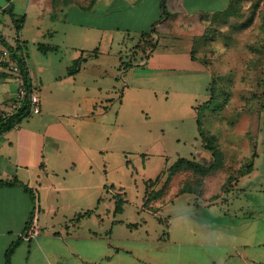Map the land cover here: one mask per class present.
I'll list each match as a JSON object with an SVG mask.
<instances>
[{"label": "crops", "instance_id": "0c3cea01", "mask_svg": "<svg viewBox=\"0 0 264 264\" xmlns=\"http://www.w3.org/2000/svg\"><path fill=\"white\" fill-rule=\"evenodd\" d=\"M162 1L0 0V30L10 43L23 42L28 56L27 42L53 35L52 21L58 19L76 60L82 51L97 55L98 49L111 47L117 32L149 30L159 21ZM10 10L25 17L18 32ZM177 11L175 32L203 34V16ZM4 28L14 29L13 39ZM30 75L41 111L0 136V179L17 177L33 196L23 185L0 186V264H6V251L19 237L12 264H264V238L251 216L234 207L245 175L228 185L221 171L211 169L200 187L186 188L167 187L164 171L156 183H146L142 198H129L120 175L108 170L117 143L123 151L120 165L128 164L121 144L128 139V122H117L110 107L100 105V94L108 95L109 87L97 83L93 88L90 81L97 77ZM0 82L1 117L14 112L19 84L7 76ZM196 162L210 166L214 161ZM186 174L197 177L193 171ZM230 193L234 203L226 200ZM116 194L126 199L118 213ZM36 207L38 233L27 237ZM87 210L92 213L78 217Z\"/></svg>", "mask_w": 264, "mask_h": 264}, {"label": "rangeland", "instance_id": "374dc122", "mask_svg": "<svg viewBox=\"0 0 264 264\" xmlns=\"http://www.w3.org/2000/svg\"><path fill=\"white\" fill-rule=\"evenodd\" d=\"M227 2L167 0L170 18L151 34L152 44L137 47L141 33L117 32L97 55L82 51L77 70L58 19L53 35L31 38L26 50L33 77H97L93 88L109 87L108 95L99 93L100 105L110 107L117 122H128L121 143L128 164L120 165L117 143L108 170L120 175L129 198H142L148 179L164 171L167 187L195 186L198 178H188L185 162L170 175L181 158L215 161L228 185L245 175L239 199L234 203L230 193L226 200L241 206L264 238V0H231L229 14L213 18ZM177 10L203 16V34L175 32ZM4 31L14 38V29ZM119 136L116 131V142Z\"/></svg>", "mask_w": 264, "mask_h": 264}, {"label": "trees", "instance_id": "16d2710c", "mask_svg": "<svg viewBox=\"0 0 264 264\" xmlns=\"http://www.w3.org/2000/svg\"><path fill=\"white\" fill-rule=\"evenodd\" d=\"M231 4V0L229 5L224 8L223 10L220 11H216L213 14V18L214 15L218 16L219 14H222L224 12H228L229 7ZM161 8H162V14L159 18V21L157 23H154L152 25V27L147 30V31H143L141 34V39L139 41L138 44H136L137 47H140L142 44H152V39L150 38L151 34H153L154 32H157V26L159 23L164 22V20L170 15V12L167 9V0H163L161 3ZM229 14V13H227ZM10 15L12 17V20L16 26V31H20L22 24L25 20L24 16L18 17L15 13H13L10 10ZM212 18V21H213ZM0 42L4 43L5 45H7L12 51H14L15 53L17 51H21L22 49H24V45L23 42H21L19 39L16 40L15 44L10 43L6 37L4 36V34H2L1 30H0ZM81 57H78L75 61V68L77 70V67H79V61H80ZM21 66H22V73L24 76V86L27 89L28 93H27V97L25 100V103H23V105L17 110L14 111L13 113H11L10 115H4L0 117V136L2 134H4L5 132L11 130L12 128H14L15 126H17L18 124H20L26 117H28L31 114V109H30V98H29V93L31 92V86H32V79H31V75H30V71L29 69H27L23 63L21 62ZM79 69V68H78ZM74 72V71H72ZM212 101V99H210L209 101L206 102V106L209 107L210 102ZM198 124L200 125V119H198ZM181 162H185L187 164V166L185 167L186 171H193V173H196L197 175V182L195 186H201L203 184V176H205V174L210 171L211 169H214L216 166V162L214 161L212 165L210 166H204L196 161H190L184 158H181L178 160L177 162V166L172 167L171 168V172L170 175L172 173H176L175 170L179 171V164ZM179 169V170H178ZM160 176H158L156 179H149L147 181V185L151 186L154 183H156V181L159 179ZM4 185H23L25 187V189L33 196V190L24 182H22L20 179H18L17 177H13V178H1L0 179V186H4ZM192 187V186H191ZM186 188H188V186H186ZM227 188V185H226ZM149 196L151 195V192L148 193ZM116 203H115V213L118 212H122L124 209V205L126 203V199L124 198L123 195L121 194H116ZM92 213V210H87L84 213H81L78 217L81 216H86ZM33 217H34V212L30 218V221L27 224L26 229L32 224L33 221ZM161 220V219H160ZM135 225V224H133ZM22 237H19L16 241H13L10 246L8 247L7 251H6V264H12V255L17 247V245L20 243Z\"/></svg>", "mask_w": 264, "mask_h": 264}, {"label": "built area", "instance_id": "2783aa9c", "mask_svg": "<svg viewBox=\"0 0 264 264\" xmlns=\"http://www.w3.org/2000/svg\"><path fill=\"white\" fill-rule=\"evenodd\" d=\"M21 62L27 69H29L28 56L24 49L15 53L7 45L0 42V78L5 76L14 77L19 84V91L17 93L14 111H17L23 105V103H25L27 97L26 95L28 93L24 86V76L22 73ZM29 98L31 114L40 112L41 99L37 86H35L33 82L31 86V92L29 93ZM38 211L39 210L36 207L34 210L32 224L27 229V237H32L38 233V229L36 228V225H34V220Z\"/></svg>", "mask_w": 264, "mask_h": 264}]
</instances>
